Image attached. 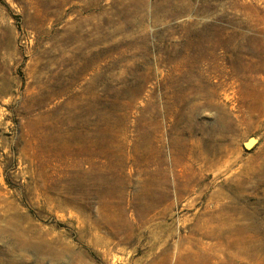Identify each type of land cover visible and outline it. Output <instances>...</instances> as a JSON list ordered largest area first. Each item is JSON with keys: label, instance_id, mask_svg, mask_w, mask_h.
Masks as SVG:
<instances>
[{"label": "rangeland", "instance_id": "rangeland-1", "mask_svg": "<svg viewBox=\"0 0 264 264\" xmlns=\"http://www.w3.org/2000/svg\"><path fill=\"white\" fill-rule=\"evenodd\" d=\"M0 264H264V0H0Z\"/></svg>", "mask_w": 264, "mask_h": 264}, {"label": "water", "instance_id": "water-1", "mask_svg": "<svg viewBox=\"0 0 264 264\" xmlns=\"http://www.w3.org/2000/svg\"><path fill=\"white\" fill-rule=\"evenodd\" d=\"M255 144V139L251 138L245 143V147L250 149Z\"/></svg>", "mask_w": 264, "mask_h": 264}, {"label": "bare ground", "instance_id": "bare-ground-1", "mask_svg": "<svg viewBox=\"0 0 264 264\" xmlns=\"http://www.w3.org/2000/svg\"><path fill=\"white\" fill-rule=\"evenodd\" d=\"M229 163V162H228Z\"/></svg>", "mask_w": 264, "mask_h": 264}]
</instances>
